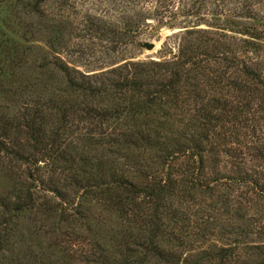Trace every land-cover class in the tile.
Returning a JSON list of instances; mask_svg holds the SVG:
<instances>
[{
    "label": "rangeland",
    "instance_id": "1",
    "mask_svg": "<svg viewBox=\"0 0 264 264\" xmlns=\"http://www.w3.org/2000/svg\"><path fill=\"white\" fill-rule=\"evenodd\" d=\"M0 236V264H264V0H0Z\"/></svg>",
    "mask_w": 264,
    "mask_h": 264
},
{
    "label": "trees",
    "instance_id": "2",
    "mask_svg": "<svg viewBox=\"0 0 264 264\" xmlns=\"http://www.w3.org/2000/svg\"><path fill=\"white\" fill-rule=\"evenodd\" d=\"M60 71H61V74L63 75L64 80H65L64 83H63V88L70 89L71 86H72V80H71L72 76H71L70 72H68V70L66 68H61ZM59 90H60V88H59ZM61 90H62V88H61ZM128 139L127 138L123 139L122 142L126 143V144H133V142L130 140V138H128ZM141 140L146 142L145 145H148L147 143L149 142V140H146L145 136H141ZM116 143L118 144V141H116ZM161 145H163V143L160 144V143L156 142V147H158V150H160L162 152V154H160L161 155L160 157L172 156L171 153L173 151H169L166 147H164L162 149ZM116 155H120V154L116 152ZM122 157L124 158L125 161L127 160V163H130L131 165H137V162H136V161H138V159H136L137 156L126 155V154L124 155L123 154ZM162 161L164 163V160H162ZM138 165H140V162H139ZM116 171H117V169H116ZM106 184H110L111 186L117 187V188L123 190L124 192H126V191L128 192V190H129L131 192L133 191V192H137L138 193L137 189L134 187V185L132 184L131 181H128L127 179L122 178L120 175L114 173V171H112L110 173L109 182L107 181ZM163 184H167V183H163ZM14 192H15L14 198H18V199L23 200V205L20 206V208H22V210L23 209H28L29 205H31V203H32V198H31L30 193L27 194V196L25 195V197H23V196H21L22 194L19 191H14ZM137 193H133V194H137ZM145 195H146V193L143 192V196H145ZM7 204H11V202L8 201ZM0 243H6V240L1 238V236H0ZM4 245H6V244H4ZM96 245H97V243H96ZM6 246L3 247V250H5ZM227 251L228 250H226V249H220V250H217V252H215L214 254L211 253V254H208V255H214L216 258L219 257V264H227V258L231 255V253H226ZM147 252H151L154 256H156L159 259H161L165 264H173L172 262H173L174 258L176 257L174 255V253L163 254L161 251H157V250H154V249H150L148 251L145 248V254L143 256V259L139 258V261H141V260L147 261L146 257H147V255H150ZM133 263L134 262H131V260H130L129 263H127L126 261H122L119 264H133ZM196 264H199V262L197 261ZM242 264H245V263H242Z\"/></svg>",
    "mask_w": 264,
    "mask_h": 264
}]
</instances>
